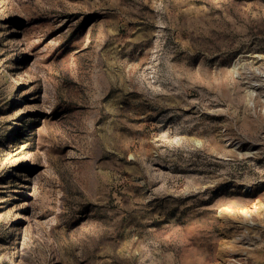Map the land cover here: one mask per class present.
Here are the masks:
<instances>
[{
  "label": "rangeland",
  "instance_id": "rangeland-1",
  "mask_svg": "<svg viewBox=\"0 0 264 264\" xmlns=\"http://www.w3.org/2000/svg\"><path fill=\"white\" fill-rule=\"evenodd\" d=\"M0 264H264V0H0Z\"/></svg>",
  "mask_w": 264,
  "mask_h": 264
}]
</instances>
